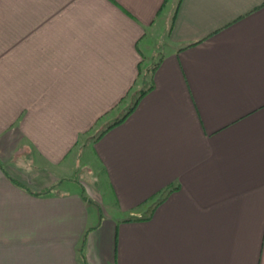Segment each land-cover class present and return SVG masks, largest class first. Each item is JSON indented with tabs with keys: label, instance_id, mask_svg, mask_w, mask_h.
<instances>
[{
	"label": "crops",
	"instance_id": "obj_1",
	"mask_svg": "<svg viewBox=\"0 0 264 264\" xmlns=\"http://www.w3.org/2000/svg\"><path fill=\"white\" fill-rule=\"evenodd\" d=\"M169 2L0 0V264H264V0Z\"/></svg>",
	"mask_w": 264,
	"mask_h": 264
},
{
	"label": "rangeland",
	"instance_id": "obj_2",
	"mask_svg": "<svg viewBox=\"0 0 264 264\" xmlns=\"http://www.w3.org/2000/svg\"><path fill=\"white\" fill-rule=\"evenodd\" d=\"M175 0H170V2H169V4H168V6H167V11H169V10H171V8H173V2H174ZM163 19V18H162ZM161 18L159 19V21H161L162 20ZM152 42H156V39H152ZM154 45V44H153ZM149 61H151V59L150 58H148V61H147V64L149 63ZM122 105H121V107L120 108H118L117 110H115V112L113 113L114 115H116L117 113H119V112H117L118 110H120V109H122ZM93 144V143H92ZM92 144L91 143H89L86 147H85V150H84V154H83V156L86 154H88L89 153V151H90V149H91V147H92ZM89 163H87L86 165H87V167H92L91 166V164H92V162H90V165H88ZM80 166V165H79ZM88 172H87V170L85 169V168H83L82 166H80V168L77 170V171H75L74 172V174H75V178H76V180H82V181H87L86 179H85V177H86V174H87ZM95 206V204H92V207H94ZM102 206L104 207V210H107L109 213H114L111 209H109L108 207H105L106 205H105V203H104V205L102 204Z\"/></svg>",
	"mask_w": 264,
	"mask_h": 264
},
{
	"label": "trees",
	"instance_id": "obj_3",
	"mask_svg": "<svg viewBox=\"0 0 264 264\" xmlns=\"http://www.w3.org/2000/svg\"><path fill=\"white\" fill-rule=\"evenodd\" d=\"M146 92V89H141L140 92L137 94V96L135 97V99L133 100L132 104L126 108V110L119 116L117 117L112 123H110L102 132H105L106 130H108L110 127H112L113 125L121 122L136 106L137 102L139 101V99L141 98V96ZM99 136V135H98ZM55 185H52L51 187L45 189L42 192H38L39 194H46V193H50L52 191V189L54 188ZM154 209V207H153ZM148 215L145 217L147 218ZM134 219H139V218H135V217H130L127 218V220H134Z\"/></svg>",
	"mask_w": 264,
	"mask_h": 264
}]
</instances>
